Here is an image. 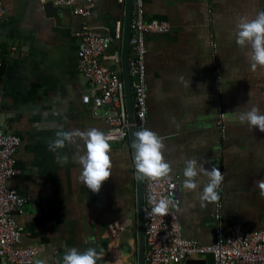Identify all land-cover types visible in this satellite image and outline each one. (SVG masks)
Here are the masks:
<instances>
[{
	"label": "crops",
	"instance_id": "1",
	"mask_svg": "<svg viewBox=\"0 0 264 264\" xmlns=\"http://www.w3.org/2000/svg\"><path fill=\"white\" fill-rule=\"evenodd\" d=\"M76 1L83 5L88 0ZM93 1L95 8L85 24L104 35H109L113 21L124 24L125 1ZM45 3L5 0L0 25V126L22 139L16 153L20 173L9 182L27 198L25 215L18 216L25 228L21 247L38 248L34 264L41 259L63 264L64 253L73 247L96 248L103 254L98 264H135L123 256L119 239L136 221L129 143L111 146L112 175L99 193L80 180L81 165L72 159L77 151H85L82 142L49 151V141L61 127L104 132L108 124L107 110L83 102L90 88L78 69L77 33L83 19L76 17L72 28H58L46 18ZM207 5V0L145 1L147 20L170 25L168 35L146 37L148 128L164 138L165 160L179 183L184 235L203 245L215 242L219 202L224 205L226 232L235 224L246 232L264 229V196L255 185L264 179V133L238 119L253 105L264 111V67L253 70L250 49L236 44L237 23L242 17L255 18L264 10V0H215L213 20ZM120 47L111 46L104 63L123 78ZM26 56L32 58V68L28 63L15 65V60L23 64ZM220 105L226 113L223 123ZM64 156L66 164L60 162ZM189 159L204 162L208 169L215 166L225 176L218 201L202 206L199 194L205 177H200L196 191L183 188ZM191 260L214 263L209 255Z\"/></svg>",
	"mask_w": 264,
	"mask_h": 264
},
{
	"label": "built area",
	"instance_id": "2",
	"mask_svg": "<svg viewBox=\"0 0 264 264\" xmlns=\"http://www.w3.org/2000/svg\"><path fill=\"white\" fill-rule=\"evenodd\" d=\"M52 2L56 7L72 8L76 15L89 18L95 8L93 0L79 5L76 0H40ZM124 2L125 0H121ZM145 1L135 0L134 19L131 25V45L137 55V60L131 68L134 79L135 93L134 123L136 132L148 128V95L146 89V37L150 34L168 35L170 25L167 22L147 20L145 18ZM5 0H0V25L6 16ZM208 15L214 16L215 0H207ZM213 22V21H212ZM124 24L119 23L114 37L84 24L77 37L79 39L78 69L90 83V88L83 97L85 104L91 100L95 107L107 105L108 128L104 134L110 144L116 145L129 142L131 123L128 118L127 99L124 81L105 63L104 59L114 39L123 36ZM213 59L216 58V44L212 42ZM118 58V55L115 56ZM4 66L0 61V71ZM217 80L221 81L220 78ZM221 123L226 119L223 105H220ZM1 125V124H0ZM22 139L17 134H9L0 126V264H34L39 255L36 247L22 248L25 228L18 222V216L25 215L27 198L21 196L9 185L11 179L20 173L17 168L16 153ZM157 200L169 198L174 201L166 216L152 214L149 198ZM145 197V234H146V264H188L191 259L211 256L213 264H264V229L245 232L240 224H235L229 232L223 228L222 202L216 206L215 242L203 245L185 237L183 225L179 216L182 199L179 183L175 177L171 180H153L144 177Z\"/></svg>",
	"mask_w": 264,
	"mask_h": 264
},
{
	"label": "clouds",
	"instance_id": "3",
	"mask_svg": "<svg viewBox=\"0 0 264 264\" xmlns=\"http://www.w3.org/2000/svg\"><path fill=\"white\" fill-rule=\"evenodd\" d=\"M236 44L241 48H249L251 68L264 67V10L257 13L255 18L242 17L237 23ZM182 79V78H181ZM188 86L190 81L185 82ZM241 124H247L250 128H258L264 133V111L259 106L253 105L238 115ZM82 142L85 151L81 154L77 151L72 159L81 165L80 180L93 193H99L104 182L112 175V159L110 156L111 145L109 138L99 129L64 130L61 127L55 138L49 141L48 148L51 152L64 149L67 145H77ZM134 149V166L137 178L145 177L153 180H171L172 166L165 160L164 138L156 132L143 128L135 133V142L131 145ZM61 163H67L68 157L64 156ZM183 169L182 186L185 190L196 191L200 187V177H205L199 199L202 206L204 202H216L220 199L219 188L225 180L221 171L213 166L206 168L204 162L197 159H189ZM255 185L264 196V179L255 181ZM152 205L150 215L166 216L169 208L175 206L174 201L165 197L159 200L155 196L149 198ZM103 259V254L94 247L79 250L75 247L67 249L63 255V264H98ZM38 264H48L46 259H41Z\"/></svg>",
	"mask_w": 264,
	"mask_h": 264
},
{
	"label": "water",
	"instance_id": "4",
	"mask_svg": "<svg viewBox=\"0 0 264 264\" xmlns=\"http://www.w3.org/2000/svg\"><path fill=\"white\" fill-rule=\"evenodd\" d=\"M120 2V0H119ZM134 3L135 0H125L124 3V30L123 36L119 39H114L111 43V46L121 45L119 49L122 51V74L123 78L117 74V71H114L121 79L124 81L125 85V94L127 99V109H128V118L131 123V127L129 129V145L131 146L135 142V127L133 126L134 123V115H135V93L133 89V77L131 76V68L135 64L137 60V55L133 50L131 45L132 39V30L131 25L134 19ZM43 9L45 12V16L48 19L53 20V23L58 28H72L74 27L73 24H76V20L83 19V26L86 22L83 17L74 14L72 8H63V7H56L52 2H46L43 5ZM77 17V19H76ZM112 29H110L109 35L114 37L116 34L118 23L114 22L111 23ZM96 29V28H95ZM97 30V29H96ZM79 32V31H78ZM110 46V48H111ZM109 48V51H110ZM32 58H28V56L23 57L22 61L23 64L17 63L15 60V65H21L25 67V64L31 62ZM28 66L31 65L28 63ZM32 68V67H31ZM88 106H95L94 101L91 100L87 103ZM103 110H108L107 105L101 106ZM132 149V162L134 165V149ZM134 177H135V184H136V221L128 227L120 236V250L124 257L131 258L135 264H146V234H145V197H144V177L137 178L136 170L134 166ZM263 230V229H262ZM259 231V230H256ZM246 232V231H245ZM251 232V231H249ZM188 264H204L202 260H190L187 262Z\"/></svg>",
	"mask_w": 264,
	"mask_h": 264
},
{
	"label": "rangeland",
	"instance_id": "5",
	"mask_svg": "<svg viewBox=\"0 0 264 264\" xmlns=\"http://www.w3.org/2000/svg\"><path fill=\"white\" fill-rule=\"evenodd\" d=\"M111 146H116V144H114V143H112V144H110Z\"/></svg>",
	"mask_w": 264,
	"mask_h": 264
},
{
	"label": "trees",
	"instance_id": "6",
	"mask_svg": "<svg viewBox=\"0 0 264 264\" xmlns=\"http://www.w3.org/2000/svg\"><path fill=\"white\" fill-rule=\"evenodd\" d=\"M129 143V142H128ZM130 144V143H129Z\"/></svg>",
	"mask_w": 264,
	"mask_h": 264
}]
</instances>
